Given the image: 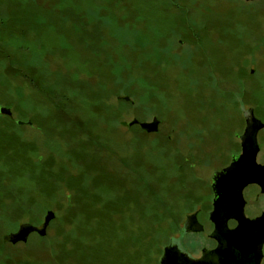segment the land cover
I'll return each instance as SVG.
<instances>
[{"label":"rangeland","instance_id":"374dc122","mask_svg":"<svg viewBox=\"0 0 264 264\" xmlns=\"http://www.w3.org/2000/svg\"><path fill=\"white\" fill-rule=\"evenodd\" d=\"M246 109L264 123V0H0V264L198 256Z\"/></svg>","mask_w":264,"mask_h":264},{"label":"flooded vegetation","instance_id":"af4514ba","mask_svg":"<svg viewBox=\"0 0 264 264\" xmlns=\"http://www.w3.org/2000/svg\"><path fill=\"white\" fill-rule=\"evenodd\" d=\"M245 112L246 116L250 114V116H253V118L256 120L255 124L258 127V130L256 132V144L258 149L256 154V163L264 169V164L257 162V155L260 150L257 143V137L258 133H260L264 129V123L255 118L256 116L254 115L253 109H246ZM243 118L245 122V128L243 130V133L239 135L240 153L233 159L238 158L241 155L242 147L240 138L243 136L244 131L246 129L245 116H243ZM233 159L225 168L230 166ZM225 168L221 169L220 171L224 170ZM212 185L213 184L211 179L210 191L212 195V201L208 213V222L211 225V233L209 235V238L213 240V246L209 248L202 247L198 256L192 257L187 252L182 250L179 244L171 242V244H169L164 249L166 250L165 255L163 251V254L160 257L158 264H250V262L252 261V257L248 256L246 253L252 250L254 243L253 239H251L250 242H247L249 248H247L248 246L243 245L244 238L241 234L247 233V229L242 226L243 223L238 218L237 212L239 211L238 207L242 203V211L246 219L255 220L261 218L263 222L261 226L262 232L260 233L262 234L264 232V210H261L258 214L249 215L247 213L248 202L245 197V191L250 186H254L258 188V193L264 196V187L261 188L257 184H248L242 189V200L238 203L230 196H226V199H223L221 196L217 197ZM256 200H258V198H256ZM197 214L198 213H194L186 216L184 223L182 224V229L184 230V233L203 232L204 227L199 224ZM245 240L247 241L248 237L245 238ZM255 242H258L257 238L255 239ZM261 251L262 256L259 264H262V260L264 258V244L262 245Z\"/></svg>","mask_w":264,"mask_h":264},{"label":"water","instance_id":"95a60500","mask_svg":"<svg viewBox=\"0 0 264 264\" xmlns=\"http://www.w3.org/2000/svg\"><path fill=\"white\" fill-rule=\"evenodd\" d=\"M244 116L246 119V129L243 136L240 138L242 147L241 155L238 158L233 159L229 167L220 172L214 173L212 178V187L216 192L217 197L221 196L223 199H226V196H230L238 203L242 200V189L248 184H257L261 188L264 187V169L256 163V154L258 151L256 132L258 127L255 124L256 120L253 116H250V114L246 116V112H244ZM140 126L146 131H155L154 128L150 129V127H148L150 125L140 124ZM242 205L243 204L241 203L238 207L239 211L237 212V215L243 223L242 226L247 229V233L241 234L244 238L243 245L248 246L247 248H249L247 242H250L251 239H253L254 246L252 250L246 254L252 257L250 264H259L262 256V245L264 244V232L262 234L260 233L262 232L261 226L263 220L261 218L255 220L246 219L243 215ZM53 217L54 215L52 212H47L41 229L29 224L21 225L16 233L8 235V242L11 244L24 242L31 233H37L40 236H44L46 228ZM247 237L248 240L246 241L245 238ZM256 238L258 242H255ZM165 252L166 250H164V255Z\"/></svg>","mask_w":264,"mask_h":264}]
</instances>
